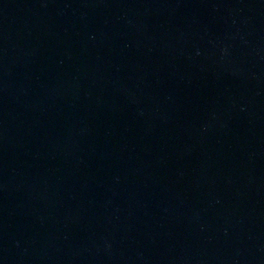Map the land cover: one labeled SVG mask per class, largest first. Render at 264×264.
Segmentation results:
<instances>
[{
	"label": "water",
	"instance_id": "water-1",
	"mask_svg": "<svg viewBox=\"0 0 264 264\" xmlns=\"http://www.w3.org/2000/svg\"><path fill=\"white\" fill-rule=\"evenodd\" d=\"M0 264H264V0H0Z\"/></svg>",
	"mask_w": 264,
	"mask_h": 264
}]
</instances>
